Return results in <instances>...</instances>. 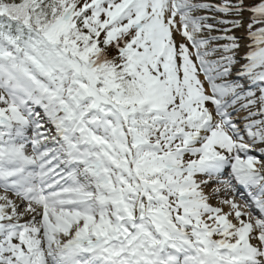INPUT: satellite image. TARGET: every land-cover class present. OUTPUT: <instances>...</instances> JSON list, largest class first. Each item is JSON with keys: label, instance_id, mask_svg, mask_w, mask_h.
Wrapping results in <instances>:
<instances>
[{"label": "snow or ice", "instance_id": "6c2138e0", "mask_svg": "<svg viewBox=\"0 0 264 264\" xmlns=\"http://www.w3.org/2000/svg\"><path fill=\"white\" fill-rule=\"evenodd\" d=\"M0 264H264V0H0Z\"/></svg>", "mask_w": 264, "mask_h": 264}, {"label": "rangeland", "instance_id": "374dc122", "mask_svg": "<svg viewBox=\"0 0 264 264\" xmlns=\"http://www.w3.org/2000/svg\"><path fill=\"white\" fill-rule=\"evenodd\" d=\"M221 16H222V19H225L224 17H223V14H221ZM245 20H247V15L245 16ZM206 34H208L207 32H206ZM230 34H232V35H235V36H237V37H240V44H241V48L237 51V54L236 55H238L239 53V51H243L244 50V54L245 53H247V48L248 47H246V45H248V43H249V41H248V39L246 38V33H244V32H242L241 30H234L232 33H230ZM240 35H243V37H241ZM223 43H225V41H223ZM189 50H191L190 49V47H189Z\"/></svg>", "mask_w": 264, "mask_h": 264}, {"label": "bare ground", "instance_id": "6f19581e", "mask_svg": "<svg viewBox=\"0 0 264 264\" xmlns=\"http://www.w3.org/2000/svg\"><path fill=\"white\" fill-rule=\"evenodd\" d=\"M206 2H208V0H206ZM208 3H209V2H208ZM174 36H175L176 42L178 43L179 39H177V37H176L175 34H174ZM240 58H241V56H240ZM236 68H237V67H234V71L236 70ZM233 75H235V72L233 73ZM231 80H233V79H231Z\"/></svg>", "mask_w": 264, "mask_h": 264}]
</instances>
